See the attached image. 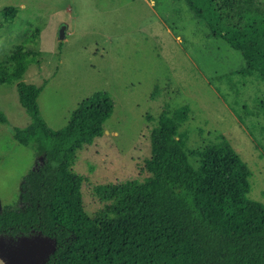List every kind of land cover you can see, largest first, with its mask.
<instances>
[{"label": "rangeland", "instance_id": "obj_1", "mask_svg": "<svg viewBox=\"0 0 264 264\" xmlns=\"http://www.w3.org/2000/svg\"><path fill=\"white\" fill-rule=\"evenodd\" d=\"M6 7L18 9L12 23L1 14ZM35 28L39 36L29 48L41 56L24 80L45 83L37 103L51 129L64 127L94 91L115 103L103 135L77 153L73 166L89 177L81 189L89 216L105 205L93 187L141 179L151 128L162 110L185 105V150L222 135L250 171L248 198L264 205V78L258 69L240 75L241 52L213 38L189 0H0V61ZM0 112L7 119L0 124L1 210L18 207L21 181L37 160L12 137L14 127L30 123L16 83L0 86ZM53 250V241L37 233L0 235V264H44Z\"/></svg>", "mask_w": 264, "mask_h": 264}, {"label": "trees", "instance_id": "obj_2", "mask_svg": "<svg viewBox=\"0 0 264 264\" xmlns=\"http://www.w3.org/2000/svg\"><path fill=\"white\" fill-rule=\"evenodd\" d=\"M189 1L213 38L241 52L246 68L240 75L258 69L264 78V2ZM17 13L15 7L1 10L6 23ZM38 36L35 28L0 61V86L16 83L30 118L12 137L37 160L21 181L18 207L0 210V235L37 233L52 240L44 264H264V205L248 198L250 171L222 135L217 143L185 150L179 128L187 105L160 113L149 133L143 177L94 186L105 205L92 216L85 212L81 189L89 177L73 166L77 153L103 135L115 103L108 92L94 91L64 127L51 129L37 103L45 83L24 80L39 64L40 52L29 48ZM6 123L0 112V124Z\"/></svg>", "mask_w": 264, "mask_h": 264}, {"label": "water", "instance_id": "obj_3", "mask_svg": "<svg viewBox=\"0 0 264 264\" xmlns=\"http://www.w3.org/2000/svg\"><path fill=\"white\" fill-rule=\"evenodd\" d=\"M65 33H64V28H62L59 31V40L62 41L64 39Z\"/></svg>", "mask_w": 264, "mask_h": 264}]
</instances>
